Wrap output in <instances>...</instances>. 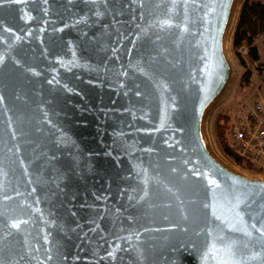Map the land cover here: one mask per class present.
<instances>
[{"label": "water", "instance_id": "obj_1", "mask_svg": "<svg viewBox=\"0 0 264 264\" xmlns=\"http://www.w3.org/2000/svg\"><path fill=\"white\" fill-rule=\"evenodd\" d=\"M237 4L0 0V264H264L206 133Z\"/></svg>", "mask_w": 264, "mask_h": 264}, {"label": "rangeland", "instance_id": "obj_2", "mask_svg": "<svg viewBox=\"0 0 264 264\" xmlns=\"http://www.w3.org/2000/svg\"><path fill=\"white\" fill-rule=\"evenodd\" d=\"M242 1L243 0H238L237 5H239V7ZM237 10L234 12L233 22L227 35L226 50L229 58L233 61L236 68L238 67L239 71L232 76L224 95L209 109L206 117V133L212 151L230 167L248 175L260 176L264 178V174L257 170H252L253 168L250 165L244 166L241 163L242 160L241 162H237L229 156L223 150L224 145L218 135V124L222 123L224 124L222 139L225 141V133L228 124L241 103H250L257 95H264V71L262 73L259 72L258 74L255 73L250 85H242L239 82L242 68L232 47V32L234 25H236L235 21L238 14ZM258 40L261 57L264 60V35H262Z\"/></svg>", "mask_w": 264, "mask_h": 264}, {"label": "trees", "instance_id": "obj_3", "mask_svg": "<svg viewBox=\"0 0 264 264\" xmlns=\"http://www.w3.org/2000/svg\"><path fill=\"white\" fill-rule=\"evenodd\" d=\"M262 35H264V0H244L232 35L233 51L242 68L239 77L242 85H250L254 74L264 71V60L258 46V38ZM223 125L218 124V135L223 142V150L234 160L241 162V158L229 149L222 139Z\"/></svg>", "mask_w": 264, "mask_h": 264}, {"label": "built area", "instance_id": "obj_4", "mask_svg": "<svg viewBox=\"0 0 264 264\" xmlns=\"http://www.w3.org/2000/svg\"><path fill=\"white\" fill-rule=\"evenodd\" d=\"M225 142L242 160L264 174V95L250 103H241L230 120Z\"/></svg>", "mask_w": 264, "mask_h": 264}, {"label": "crops", "instance_id": "obj_5", "mask_svg": "<svg viewBox=\"0 0 264 264\" xmlns=\"http://www.w3.org/2000/svg\"><path fill=\"white\" fill-rule=\"evenodd\" d=\"M260 37H261V36H259V38H260ZM259 38H258V39H259ZM258 41H259V40H258Z\"/></svg>", "mask_w": 264, "mask_h": 264}]
</instances>
